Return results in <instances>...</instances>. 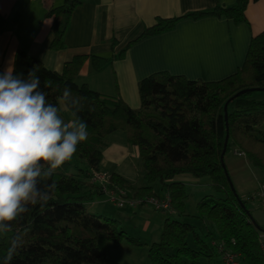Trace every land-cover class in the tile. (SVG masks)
I'll use <instances>...</instances> for the list:
<instances>
[{
	"label": "trees",
	"instance_id": "obj_1",
	"mask_svg": "<svg viewBox=\"0 0 264 264\" xmlns=\"http://www.w3.org/2000/svg\"><path fill=\"white\" fill-rule=\"evenodd\" d=\"M258 1L237 0L231 7L157 19L121 52L110 57L76 56L62 73L50 70L25 51L16 53L14 75L26 79L28 72L37 68L48 102L60 106L63 89H71L73 98L83 105L78 116L87 122L89 136L78 145L71 161L56 170L53 179L57 188L48 204L28 205V211L11 225L9 237L1 238L0 264H4L13 240L18 246L10 264H121L108 257V244H120L126 238L140 244L127 236L118 220L89 210V204L106 194L92 177L100 171L110 137L120 131L139 151L138 172L145 183L137 187L112 173L108 189L123 190L128 197L143 199L144 205L147 198H160L153 186L160 181L172 203V209L164 212L167 218L160 241L149 248L152 264H227L228 254L237 256V264H264L259 243L264 228L234 191L224 160L235 150L264 175V98L254 97L258 92L264 95V32L252 38L242 68L221 81H195L167 72L142 79V106L138 109L118 96L77 82L89 59L94 70L101 72L108 64L124 59L133 44L169 32L183 19L225 17L236 24L247 23V9ZM81 4L82 0H64L46 13L45 18L53 20L52 50L66 49V33ZM119 44L112 41L114 49ZM184 174L198 180L208 177V185L219 194L206 195L197 204L195 217L206 223V230L182 220L189 216L187 202L193 195L184 182L176 181Z\"/></svg>",
	"mask_w": 264,
	"mask_h": 264
},
{
	"label": "crops",
	"instance_id": "obj_2",
	"mask_svg": "<svg viewBox=\"0 0 264 264\" xmlns=\"http://www.w3.org/2000/svg\"><path fill=\"white\" fill-rule=\"evenodd\" d=\"M237 0H82L75 10L66 33V49H51L54 38L53 20L45 18L53 7L64 0H0V68H13L15 55L22 50L40 60L50 70L62 73L66 63L79 55L110 57L121 52L160 18L182 17L187 13L210 11L217 6L231 7ZM247 23L236 24L225 17L183 19L166 33L133 44L122 60L108 64L96 72L91 60L83 66L78 84L122 98L133 109L142 106L139 82L153 74L167 72L189 80L217 82L234 75L245 63L253 37L264 32V0L250 3ZM120 44L114 49L113 40ZM61 116L72 119L63 106ZM100 171L117 173L142 186L138 172L139 151L129 145L126 135L110 137L103 153ZM244 159V157H242ZM247 162V163H246ZM241 165L255 188L256 180L248 160ZM243 163V164H244ZM244 166V167H243ZM176 181L198 185L192 175L176 177ZM244 185V184H243ZM245 186V185H244ZM250 190V191H252ZM243 193L244 196L251 192ZM96 202V201H95ZM91 203L98 207L101 201ZM264 228V213H260Z\"/></svg>",
	"mask_w": 264,
	"mask_h": 264
},
{
	"label": "clouds",
	"instance_id": "obj_3",
	"mask_svg": "<svg viewBox=\"0 0 264 264\" xmlns=\"http://www.w3.org/2000/svg\"><path fill=\"white\" fill-rule=\"evenodd\" d=\"M59 100L73 119L66 121L60 107L48 102L37 68L26 79L14 75L11 66L0 74V233L8 232L28 205L48 204L57 188L56 170L89 136L87 122L78 116L83 105L69 87ZM17 246L13 240L4 264H10Z\"/></svg>",
	"mask_w": 264,
	"mask_h": 264
},
{
	"label": "rangeland",
	"instance_id": "obj_4",
	"mask_svg": "<svg viewBox=\"0 0 264 264\" xmlns=\"http://www.w3.org/2000/svg\"><path fill=\"white\" fill-rule=\"evenodd\" d=\"M254 97L260 100L264 98V95L263 93L258 92ZM116 135L117 137H119V135L122 136L124 135V132H117ZM242 157H244V159ZM242 157L238 156L235 150L229 151L224 158L225 165L236 194L243 198L246 202L247 209L261 224L260 213H264V186L262 185L264 175L259 169L253 168L248 164V166H250L249 169H251L253 175L256 177L254 182L255 188L252 190L253 183H250V180L252 179L246 175L245 171H239L243 170L241 169V165H245L244 161L246 157ZM199 181L200 183L198 185H188V189L193 195L187 202V214L189 216L182 217V220H187V222L206 230V223L195 217L198 214L197 204L204 196L214 194V192L208 185V182L210 181L208 177ZM144 183L145 182L142 179L141 184ZM153 186L159 197L162 199L165 198L166 195L165 190H163V184L160 181H157ZM248 191L251 193L244 196L243 193ZM127 195L128 194H126L127 204L124 207L117 206L115 202L111 201L109 194L106 193L96 199V202L99 200L102 203H100L97 208L89 204V210L108 218L118 220L127 236L140 242V244H135L126 238L120 244L109 243L107 246V255L110 259L121 264H152L149 258V248L151 244L160 241L163 224L167 218V214L162 210H157L151 204L145 203L144 205H141L143 199H134ZM214 195L219 194L216 193ZM211 227L216 236V228L213 227V224ZM9 234V232L0 233V242L2 240L1 238L9 237Z\"/></svg>",
	"mask_w": 264,
	"mask_h": 264
},
{
	"label": "built area",
	"instance_id": "obj_5",
	"mask_svg": "<svg viewBox=\"0 0 264 264\" xmlns=\"http://www.w3.org/2000/svg\"><path fill=\"white\" fill-rule=\"evenodd\" d=\"M239 156H244L242 153H238ZM110 174L102 171L95 172L92 181L95 184H99L105 188L107 194H109L112 202H115L117 206L124 207L127 204L126 193L123 190H109L108 186L110 184ZM264 196V190H263ZM146 203L153 205L157 210H162L163 212L170 211L172 209V203L170 198L167 196L165 198H147ZM136 204V203H134ZM259 243L264 255V229L260 231ZM227 264H237V256L233 254H228L225 257Z\"/></svg>",
	"mask_w": 264,
	"mask_h": 264
},
{
	"label": "water",
	"instance_id": "obj_6",
	"mask_svg": "<svg viewBox=\"0 0 264 264\" xmlns=\"http://www.w3.org/2000/svg\"><path fill=\"white\" fill-rule=\"evenodd\" d=\"M227 108H228V104L226 105V107H225V111L227 112ZM227 115V114H226ZM229 137V136H228ZM227 137V138H228ZM233 187V186H232ZM233 189H234V187H233ZM234 191H235V189H234Z\"/></svg>",
	"mask_w": 264,
	"mask_h": 264
}]
</instances>
